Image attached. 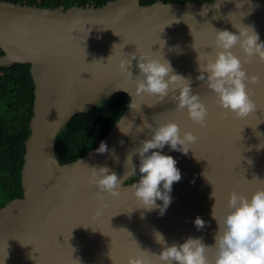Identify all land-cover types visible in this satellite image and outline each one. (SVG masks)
Instances as JSON below:
<instances>
[{"label": "water", "instance_id": "1", "mask_svg": "<svg viewBox=\"0 0 264 264\" xmlns=\"http://www.w3.org/2000/svg\"><path fill=\"white\" fill-rule=\"evenodd\" d=\"M217 3L218 8L213 6ZM243 26H252L264 42V0H155L147 5L109 0L100 6L65 9L0 0V66L28 64L33 85L20 168L22 195L0 207V264H73L77 258L80 264H127L129 257L139 254L132 238L141 250L159 253L154 231L169 244L202 237L213 245V205L214 215L221 218L230 192L250 195L264 186L258 181H264V60L253 55L242 63L249 75L261 78L247 84L257 108L244 118L221 108L216 94L196 79L199 64L208 59L204 53L214 56L217 49L215 29L237 32ZM231 51L243 61L238 44ZM135 52L164 57L174 72L190 77L193 92L208 110L205 127L193 122L186 110H175L171 89L162 101L153 94H135L137 61H131L133 77L119 68L127 54ZM116 92L126 93L128 106L135 104L139 110L127 106L108 130L101 141L109 151L96 152L100 141L60 164L53 152L60 127ZM145 116L154 125L174 121L181 135L190 131L197 137L187 154L168 145L160 150L176 160L181 172L163 215L137 208L131 188L139 179L137 156V174L123 181L118 197L101 193L100 199L90 183L91 167L108 166L123 178L125 153L138 146L134 124ZM113 150L118 162L112 159ZM197 216L206 222L202 230L194 224ZM69 245L75 249L72 255ZM149 261L159 264L154 256Z\"/></svg>", "mask_w": 264, "mask_h": 264}, {"label": "clouds", "instance_id": "2", "mask_svg": "<svg viewBox=\"0 0 264 264\" xmlns=\"http://www.w3.org/2000/svg\"><path fill=\"white\" fill-rule=\"evenodd\" d=\"M213 6L218 8L219 3ZM237 29V32L215 29L217 49L214 56L212 53H204L208 59L203 66L199 64L200 74L196 79L204 82L216 94L221 108L238 118H244L254 114L257 108L254 100L250 98L252 94L247 89V84L249 82L255 84L261 78L249 75L242 63H248V58L253 55L264 60V42L260 41L259 34L252 26ZM237 44L245 54L243 61L231 51ZM114 45L116 44H113L112 49ZM127 56L119 68L129 77H133L131 61L133 59L137 61L139 73L135 76L136 95L153 94L162 101L169 95L171 89V100L175 102V110H186L193 122L200 127L206 126L208 110L199 94L193 92L190 77L174 72L170 62L164 57L157 59L153 55L147 53L137 55L136 52ZM128 107L139 110V106L135 104ZM134 125L136 137L134 144L138 146L128 149L125 153L126 171L123 178L118 177L108 166L91 167L90 183L99 190L98 198L103 199L101 193L118 197L123 181L130 173L137 174V166L133 163V157L137 156L139 179L131 185L133 195L139 202L137 208H143L145 211L158 210L159 214L163 215L172 200L170 196L172 185L181 179V172L176 167V160L160 150L168 145L172 150L187 154L190 149L188 145L194 143L197 137L190 131H184L181 135L180 128L174 121L154 125L145 116L139 125ZM119 129L130 137L128 132L122 131L120 127ZM119 143L123 145L124 141L121 140ZM108 151L107 144L101 141L96 152L103 154ZM112 159L118 162L114 150ZM258 181L264 185V181ZM211 196L214 197L213 192ZM157 200L162 201V204H157ZM214 207L215 204L211 215L217 223V231L213 245L205 244L202 237H187L183 243L169 244L162 233L154 231L155 242L161 245L159 253L141 250L137 241L132 238L139 254L129 257L127 264H150V256L156 257L159 264H264V186L255 188L250 195L237 191L230 192L228 210L221 218L214 215ZM99 214L98 211L97 215ZM194 224L197 229L202 230L206 222L197 216ZM120 229L127 231L124 228ZM128 233L132 237V234ZM70 248L72 255L75 249L71 246ZM73 264H80L79 259H73Z\"/></svg>", "mask_w": 264, "mask_h": 264}, {"label": "trees", "instance_id": "3", "mask_svg": "<svg viewBox=\"0 0 264 264\" xmlns=\"http://www.w3.org/2000/svg\"><path fill=\"white\" fill-rule=\"evenodd\" d=\"M13 3L45 6H100L109 0H6ZM155 0H139L147 5ZM197 2L211 0H161ZM2 51L0 49V55ZM33 85L29 65L13 63L0 66V207L22 195L20 168L23 143L31 115ZM129 104L124 92H116L99 106L76 113L63 124L54 138L53 152L60 164L74 160L93 148L106 135Z\"/></svg>", "mask_w": 264, "mask_h": 264}]
</instances>
